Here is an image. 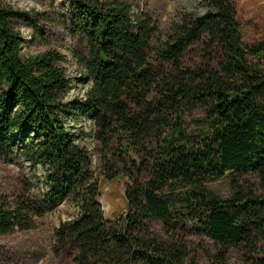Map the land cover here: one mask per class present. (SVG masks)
<instances>
[{
	"label": "trees",
	"instance_id": "trees-1",
	"mask_svg": "<svg viewBox=\"0 0 264 264\" xmlns=\"http://www.w3.org/2000/svg\"><path fill=\"white\" fill-rule=\"evenodd\" d=\"M71 2L75 33L88 46L74 58L90 84L74 103L66 57H23L13 22L31 20L0 0V157H20L32 172L23 169L20 193L0 197V237L33 231L69 203L74 215L56 232L57 253L75 248V264H192L185 245L151 231L153 219L205 231L221 245L222 263L231 249L254 247L264 239V43L243 41L234 0H203L207 14L181 17L156 46L152 18L134 15L130 4ZM195 44L219 50V70L184 67ZM69 108L91 123L103 147L117 143L136 155L133 169H148L146 183L126 169L107 177L130 181L127 215L105 218L89 151L70 133ZM199 108L210 123L196 141L182 115ZM151 144L145 164L138 151ZM222 179L232 186L227 200L208 188ZM33 182L43 192L34 195Z\"/></svg>",
	"mask_w": 264,
	"mask_h": 264
},
{
	"label": "rangeland",
	"instance_id": "rangeland-1",
	"mask_svg": "<svg viewBox=\"0 0 264 264\" xmlns=\"http://www.w3.org/2000/svg\"><path fill=\"white\" fill-rule=\"evenodd\" d=\"M99 3L107 1L126 2L133 7L134 15H147L152 18L156 30L153 44L164 40L169 35L174 24L183 16H203L208 9L203 0H92ZM6 6L13 7L28 14L31 23L14 21V27L20 32L25 41L23 57L37 56L56 51L66 57L68 76L72 89L67 98L68 102L84 101L90 89L85 80V70L74 58V52L88 54V46L83 37L75 33L74 10L71 0H3ZM238 18L242 27L243 41L248 45L264 43V0H234ZM158 41V42H157ZM216 48L208 49L202 44H195L185 53L183 65L187 69L198 71L210 67L219 70L220 57ZM153 60L159 62L157 56ZM170 70V65L165 66ZM70 133L75 136L77 144L89 151L92 160V171L100 182V202L107 220H114L131 212L126 200V191L131 184L128 179L109 180L111 170L136 177L140 183L150 179L148 169H133L131 156L122 152V146L114 143L110 148L103 147L94 135L91 123L83 116H78L71 108L68 109ZM182 123L186 132L196 141L209 128L207 113L203 108L185 109ZM155 144V143H154ZM154 144L149 145V151H138L139 158L147 164L150 151ZM123 154V155H122ZM133 157V158H134ZM136 158V157H135ZM128 168H127V165ZM31 175V166L20 158L6 161L0 157V197L15 196L22 191L23 169ZM36 173L43 177L45 170L41 165ZM132 177V178H133ZM36 190L43 192L38 183L33 182ZM249 187V185H247ZM208 188L224 200L232 196V186L229 181L222 179L210 182ZM74 215L73 205L65 204L55 212L41 219L37 228L26 233H16L12 236L0 237V264H75L77 254L75 248L57 253L59 243L56 232L62 222L71 220ZM151 231L174 240L187 247L189 261L192 264H264V239L257 241L254 247L244 245L231 249L224 263L220 262L223 251L221 245L214 241L205 231L184 229L178 223L169 228L158 219L149 221ZM59 252V251H58Z\"/></svg>",
	"mask_w": 264,
	"mask_h": 264
}]
</instances>
